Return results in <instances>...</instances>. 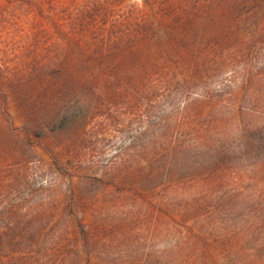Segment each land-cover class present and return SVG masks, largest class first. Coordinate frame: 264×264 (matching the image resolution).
<instances>
[{"label":"rangeland","instance_id":"374dc122","mask_svg":"<svg viewBox=\"0 0 264 264\" xmlns=\"http://www.w3.org/2000/svg\"><path fill=\"white\" fill-rule=\"evenodd\" d=\"M59 1L0 0V264H264L257 190L222 208L217 197L233 192L235 176L219 172L222 185L201 200L191 150L178 155L171 183L160 179L165 154L182 138L173 110L192 97L173 100L162 90L138 97L111 81L91 84L79 60L52 75L49 4L59 9ZM229 74L212 78L210 91L233 92ZM91 87L101 94L85 93ZM230 104L243 113L225 112L224 128L233 132L252 118L253 104ZM228 156L241 185L264 163V152Z\"/></svg>","mask_w":264,"mask_h":264},{"label":"trees","instance_id":"16d2710c","mask_svg":"<svg viewBox=\"0 0 264 264\" xmlns=\"http://www.w3.org/2000/svg\"><path fill=\"white\" fill-rule=\"evenodd\" d=\"M140 1L62 0L59 9L50 3L49 70L53 76L61 75L79 60L91 84L111 81L118 92L125 86L138 97H155L160 90L173 100L192 97L193 103L173 110L180 118L182 138L165 154L160 179L171 183L177 161L191 150L199 159V170L191 182L201 188L200 199H210L214 189L220 188L223 180L219 172L228 178L234 173L230 181L233 192H226V197L220 193L218 205L230 208L241 194L246 195L244 190H257L255 202L262 210L264 230V163L244 185L236 178L237 171L225 166L228 155L235 151L264 152V63L256 64L264 53V0ZM38 13H43L40 6ZM207 43L215 46L208 55L203 51ZM225 71L231 72L234 91L225 94L220 88L211 92V79ZM171 85L173 90H169ZM92 87L85 93L101 94ZM236 101L253 104L247 123L259 122L256 128L249 129L240 121L233 132L226 131L225 112H240V107L226 105ZM148 110L154 111L151 106ZM177 146L181 153L174 152ZM42 149L59 169L49 148L42 145ZM255 175H260L261 181L257 182Z\"/></svg>","mask_w":264,"mask_h":264}]
</instances>
